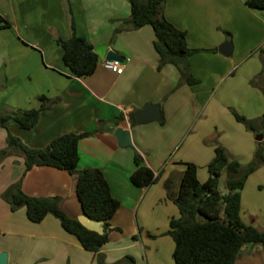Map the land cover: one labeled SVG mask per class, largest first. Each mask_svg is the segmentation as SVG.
I'll use <instances>...</instances> for the list:
<instances>
[{"label": "crops", "instance_id": "crops-1", "mask_svg": "<svg viewBox=\"0 0 264 264\" xmlns=\"http://www.w3.org/2000/svg\"><path fill=\"white\" fill-rule=\"evenodd\" d=\"M69 2L76 31L93 46L107 43L124 59V69L121 73L106 69L105 57L97 54L93 73L70 72L56 40L70 35L66 0H0V14L9 21L0 27V110L15 113L39 107V95L47 98L33 126L24 128L8 119L0 127V148L6 145L8 132L31 147H42L61 133L88 131L77 143L78 166L100 167L119 200L108 220L109 238L100 248L105 261L130 254L135 264H174V240L166 231L170 218L179 215L172 195L184 161L197 164V177L203 181L209 176L207 163L214 155L217 130L218 142L228 152L243 137L250 147L251 132L234 117L230 110L234 101L227 97L235 91L237 79L218 91L216 78L260 42L264 11L250 8L245 0H164L163 15L186 31L189 47L198 48L188 61L199 81L190 84L180 79L173 63L158 67L150 24L131 28L122 21L130 14L128 0ZM227 39L232 47L225 54L218 47ZM261 67L258 57L242 70L246 79L236 93L242 113L247 114L243 108L249 104L264 110L262 91L249 82ZM145 102H159L161 118L136 123L134 114ZM119 125L129 129L130 145H121L113 133ZM136 151L157 175L147 186L130 180ZM18 178L27 194L58 196L67 215L77 218L83 213L75 174L49 164L26 169L21 153L6 155L0 161V252L7 251V264H98L94 252L83 248L52 213L32 221L24 206L10 208L2 192ZM246 245L233 264H259L257 255L264 262L263 247Z\"/></svg>", "mask_w": 264, "mask_h": 264}, {"label": "trees", "instance_id": "trees-1", "mask_svg": "<svg viewBox=\"0 0 264 264\" xmlns=\"http://www.w3.org/2000/svg\"><path fill=\"white\" fill-rule=\"evenodd\" d=\"M70 35L58 37L57 43L62 49V58L70 72L76 76L93 73L98 55L92 43L76 31L69 0ZM130 14L122 21L131 28L150 24L154 30L153 46L158 53L160 68L170 62L179 70L180 79L190 84L198 82L190 71L188 56L198 48L189 47L186 31L177 27L162 13L164 0H128ZM250 8L264 10V0H245ZM9 21L0 14V27ZM262 67L249 82L260 88L264 95V51L261 53ZM42 101L39 107L23 109L15 113L0 110V127L6 126L8 119H14L22 127L33 126L40 110L47 106L46 97L39 95ZM234 117L243 123L246 129L260 132L264 123V112L258 117H248L230 107ZM132 117V116H131ZM134 119V118H133ZM88 131H69L53 137L42 147H31L19 137L7 133L6 145L0 148V161L14 151L24 157L25 168L34 164H49L66 169L76 175V193L82 211L90 218L101 222L102 232L90 229L77 218L67 215L59 204L58 196H36L27 194L21 186V178L10 183L2 192L12 210L24 206L27 216L32 221L41 220L47 213L59 218L61 225L74 234L83 248L94 252L98 264H135L134 257L125 254L113 262H106L101 246L109 236L108 220L119 206V200L110 191L108 181L100 167H79V138ZM214 143V155L207 163L209 176L200 181L197 177V164L184 161L180 184L172 195L179 209V215L169 220L166 231L174 240L172 257L174 264H233L246 243L260 244L264 249V228L243 221L241 208V189L247 176L264 163V145L257 140L252 158L245 164L235 157H230L225 146ZM135 168L130 173V180L138 186H147L155 181L154 170L143 161L139 152L134 153ZM226 172L227 191L218 188L219 176ZM213 174H215L213 176ZM153 235V234H152Z\"/></svg>", "mask_w": 264, "mask_h": 264}, {"label": "rangeland", "instance_id": "rangeland-1", "mask_svg": "<svg viewBox=\"0 0 264 264\" xmlns=\"http://www.w3.org/2000/svg\"><path fill=\"white\" fill-rule=\"evenodd\" d=\"M256 36H259V32L256 33ZM259 38H261L260 42H258L259 41L258 40L257 42H255L256 44H253V46H251V48L246 53L241 54L242 56L240 57L242 58L239 59L240 61L238 62V64H235L232 70H230L229 72H225L223 76H218V78H216V88L218 89V91L221 90L223 87H225L229 80L237 79L235 80L236 82L235 84H237L235 91L231 95H228L227 97L232 98V101H234V103L232 104L234 109H236L240 113L242 112L240 110L239 99L238 96H236V93H238L237 90L241 89V87L239 86L240 83L242 84L243 82H245L246 79L245 76H243L242 70L245 68L246 65L252 62L253 58L256 59L260 57L262 51H264V35H262V37L259 36ZM252 41L254 40H251V42ZM0 46H1V37H0ZM243 111H245L247 114L245 113L242 114L248 117H258L264 112V110L260 111V109L255 107L253 104L245 105ZM259 127L261 128V131L259 133L263 134L261 140H262V144L264 145V123ZM249 132H251L250 147L248 148L247 140L243 137L240 139V144L238 146L236 147L231 146L230 148L231 150L229 152L230 157L237 158L243 164L247 163L252 158L253 151L257 145V139L255 138V136L256 134H258V132L255 133L254 131L251 130H249ZM220 135H221V131L217 130V134L214 133L213 136L217 137L216 139L219 140ZM225 179H226V172L225 170H222L218 181V188L221 191H227L225 186ZM241 196H242L241 216L243 220L246 222H252L259 228H264V163L261 164L259 167L256 168V170L252 171V173L248 175L244 187L241 189ZM248 245L250 246L252 245V243H248ZM248 245H246V248H249ZM259 246L261 245L259 244ZM257 260L259 261V264H264V262H262L263 261L262 258L258 255H257Z\"/></svg>", "mask_w": 264, "mask_h": 264}, {"label": "water", "instance_id": "water-1", "mask_svg": "<svg viewBox=\"0 0 264 264\" xmlns=\"http://www.w3.org/2000/svg\"><path fill=\"white\" fill-rule=\"evenodd\" d=\"M232 41L225 40L218 49L225 54L231 51ZM93 50L105 58H119L123 59L120 54L114 50L108 49L107 43H98L93 46ZM161 118L160 103L159 102H145L142 107L137 110L134 114V120L136 123H145L151 120H158ZM113 133L117 136L119 143L123 146L131 144L130 131L121 125L116 126ZM263 137L262 133L256 134L255 138L261 140ZM215 174H213L214 176ZM77 219L86 227L102 232L101 222L99 220L90 218L84 212L81 213ZM0 264H7V251L3 250L0 252Z\"/></svg>", "mask_w": 264, "mask_h": 264}, {"label": "built area", "instance_id": "built-area-1", "mask_svg": "<svg viewBox=\"0 0 264 264\" xmlns=\"http://www.w3.org/2000/svg\"><path fill=\"white\" fill-rule=\"evenodd\" d=\"M124 59L119 58H103L102 65L116 73H121L124 69Z\"/></svg>", "mask_w": 264, "mask_h": 264}]
</instances>
